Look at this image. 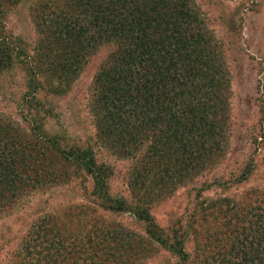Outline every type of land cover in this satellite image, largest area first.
Instances as JSON below:
<instances>
[{
  "label": "rangeland",
  "instance_id": "1",
  "mask_svg": "<svg viewBox=\"0 0 264 264\" xmlns=\"http://www.w3.org/2000/svg\"><path fill=\"white\" fill-rule=\"evenodd\" d=\"M40 1L0 0V28L15 47L12 62L0 71V130L7 129L0 138V155L7 160L16 151L13 157L21 171L18 183L23 184L8 204L0 206V264L19 261L17 252L27 234L41 227H48L43 235L56 247L61 242L66 247L87 244L98 232L101 221L90 217L95 204L88 202L92 196L83 186L87 181L45 147L55 135L66 145L92 146L98 162L109 169L111 192L130 202L138 199L130 155L105 138L96 121L93 78L103 57L102 47L57 86L47 79V70H42V89L38 88L32 104L38 119L28 116L27 99L33 95L29 81L38 72L32 58L38 43L35 10ZM185 1L197 16L196 25L210 42L216 64L227 79L224 102L213 116L221 150L195 166L184 179L159 187L152 183L146 193L156 225L167 232L180 227L185 233L184 248L190 253L187 264H198L205 255L227 250L234 233L246 234L250 225L263 220L264 0ZM18 137L30 143L20 146ZM252 158L254 172L248 180L237 182ZM160 163L162 167L154 168L153 177L162 174L168 164L164 159ZM112 219L128 234L120 244L123 249L134 247L136 236L142 240L144 255L133 264H176V258L154 245L128 212ZM50 222L55 224L53 229ZM259 235L260 231L253 232L251 237ZM248 247L246 241L243 248ZM65 252L57 264L74 263Z\"/></svg>",
  "mask_w": 264,
  "mask_h": 264
},
{
  "label": "trees",
  "instance_id": "2",
  "mask_svg": "<svg viewBox=\"0 0 264 264\" xmlns=\"http://www.w3.org/2000/svg\"><path fill=\"white\" fill-rule=\"evenodd\" d=\"M196 23L197 16L185 0L40 1L35 10L38 43L32 58L38 72L29 81L33 95L27 99L28 116L38 119L32 104L38 88L42 89V70H47V79L57 86L102 47L103 57L93 78L96 121L103 136L130 155L138 199L130 202L111 192L109 169L98 162L92 146L66 145L55 135L54 141L44 146L73 172H81L80 178L87 181L85 191L92 196L88 202L95 204L90 217L101 223L87 244L70 247L62 242L57 247L49 245L42 232L48 227L33 230L14 264H57L64 251L73 264H133L144 255L142 240L136 236V245L123 249L120 244L128 234L121 223L111 220L126 212L154 245L176 258V264L190 261L184 248L185 233L180 227L167 232L156 225L146 190L152 183L159 187L184 179L221 150L213 116L224 102L227 79ZM14 51L0 28V71L10 65ZM198 131L202 135H196ZM17 140L20 146L30 143L20 137ZM14 153L7 160L0 155V206L8 204L23 185L18 183L21 171ZM161 159L168 164L162 174L153 177L154 168L162 167ZM255 168L253 158L249 159L236 181L248 180ZM261 218L246 234L234 233L227 250L208 253L210 257L203 256L198 264H264V214ZM48 226L53 229L55 224ZM259 231L258 238L251 237ZM246 241L249 247L245 249Z\"/></svg>",
  "mask_w": 264,
  "mask_h": 264
}]
</instances>
